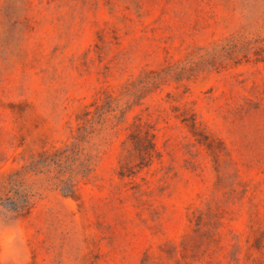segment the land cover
Here are the masks:
<instances>
[{
	"label": "rangeland",
	"instance_id": "rangeland-1",
	"mask_svg": "<svg viewBox=\"0 0 264 264\" xmlns=\"http://www.w3.org/2000/svg\"><path fill=\"white\" fill-rule=\"evenodd\" d=\"M0 264H264V0H0Z\"/></svg>",
	"mask_w": 264,
	"mask_h": 264
}]
</instances>
